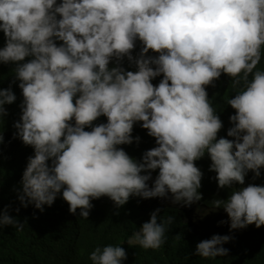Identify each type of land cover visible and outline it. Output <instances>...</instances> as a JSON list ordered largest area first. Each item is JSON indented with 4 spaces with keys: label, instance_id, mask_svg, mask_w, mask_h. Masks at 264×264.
<instances>
[{
    "label": "clouds",
    "instance_id": "9594fccd",
    "mask_svg": "<svg viewBox=\"0 0 264 264\" xmlns=\"http://www.w3.org/2000/svg\"><path fill=\"white\" fill-rule=\"evenodd\" d=\"M0 31L6 39L0 62L16 64L23 96L16 135L34 148L18 197L23 207L31 203L42 212L61 191L69 212L79 208L84 219L91 201L104 196L117 208L131 196L168 193L173 204H200L203 173L194 162L205 153L221 189L244 185L249 171L260 177L264 71L253 70L264 45V0H0ZM137 39L143 47L134 59ZM57 40L63 43L57 46ZM149 50L158 55L146 56ZM26 57L31 59L23 62ZM124 57L138 70L121 67ZM113 58L117 65L109 68ZM222 73L243 82L227 102L235 110L231 140L217 139L223 125L206 91ZM161 75L154 86L152 79ZM15 100L11 86L0 89V116ZM101 116L107 122L93 126ZM137 122L157 144L139 163L117 147L133 143ZM213 203L227 213L230 230L264 226V186L249 184ZM159 212L151 213L129 245L157 249L164 243L172 218L158 222ZM7 225L23 230L5 210L0 228ZM231 239L213 235L196 245L195 255L227 256L223 245ZM89 258L92 264H122L127 253L108 245Z\"/></svg>",
    "mask_w": 264,
    "mask_h": 264
},
{
    "label": "trees",
    "instance_id": "16d2710c",
    "mask_svg": "<svg viewBox=\"0 0 264 264\" xmlns=\"http://www.w3.org/2000/svg\"><path fill=\"white\" fill-rule=\"evenodd\" d=\"M59 3L61 0H57V4ZM55 42L57 46L63 43L58 40ZM5 44L4 33L0 31V48ZM142 47V42L137 39L132 50L134 59L139 56ZM157 55L151 50L146 54L151 57ZM260 56L253 72L264 71V45L261 46ZM30 59L31 57H26L23 62ZM116 65L113 58L109 68ZM120 66L126 71L138 70L135 63L130 62L127 57L120 61ZM15 67V63L0 62V89L11 86L16 96L12 104L4 105L7 115L0 116V135L3 136V141L0 142V214L7 210L8 215L23 224V230H17L12 225L0 228V264H92L89 258L91 252L97 247L102 249L108 245L125 249L127 259L122 264H264V231L251 227L223 245L229 250L227 256L203 258L195 255L196 245L200 241L210 239L213 235L228 234L221 232V228L208 227L201 229L208 233H201L186 223L172 208L164 207L161 197L143 199L131 196L125 205L117 208L110 198L104 196L91 201L93 208L87 219L80 216L79 208L75 214L69 212V205L62 198V191L57 194L51 206L44 205L42 212L31 203L23 207L18 197L23 194L22 176L28 158L34 156V148L22 142L14 127L22 115L20 106L23 102L22 90L15 78ZM162 78V75L155 77L151 82L156 86ZM248 79H252L251 74ZM213 84L214 86H207L206 91L209 103L223 125L217 139H234L227 136V131L234 126L229 117L235 114V110L227 102L243 90V82L237 85L234 78L222 73ZM106 122L107 118L101 116L93 122V126ZM141 124L142 122H137L133 126L132 144L117 146L138 163L142 162L147 150L157 146L155 138L149 136ZM85 131H91V128H85ZM135 137L140 138L138 143ZM194 163L203 173L201 187L198 189L202 198L198 202L208 207H215L214 200H226L234 191L249 184L264 186V168L260 169L261 175L258 178H254V173L249 171L244 185L234 183L231 187L221 189L216 180L217 174L210 171L212 162L207 153ZM48 164L51 166V160ZM158 173V169L151 171V179L147 181L149 187H152L153 179ZM156 209H160L158 222L172 218L171 224L166 225L164 243L157 249L129 245L127 240L139 231L144 222L149 221L151 213Z\"/></svg>",
    "mask_w": 264,
    "mask_h": 264
},
{
    "label": "rangeland",
    "instance_id": "374dc122",
    "mask_svg": "<svg viewBox=\"0 0 264 264\" xmlns=\"http://www.w3.org/2000/svg\"><path fill=\"white\" fill-rule=\"evenodd\" d=\"M153 179V183H154ZM163 205L166 208H172L180 217L186 222L191 224L197 230H200L201 233L206 234L208 232H203L201 229L203 227L208 228H221V232L227 233L229 236H239L243 231H246V228H254L264 231V226L256 228L255 225H249L244 229L230 230V221L227 216V213L223 208L208 207L202 205L201 203L194 202L189 206H183L181 204L172 203V194L168 193L166 198H161ZM224 221V223H220ZM227 228V229H225ZM211 231V230H210Z\"/></svg>",
    "mask_w": 264,
    "mask_h": 264
}]
</instances>
